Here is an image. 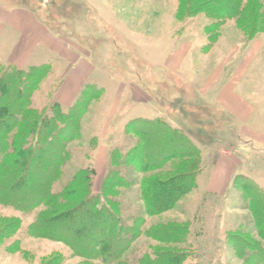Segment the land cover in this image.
I'll use <instances>...</instances> for the list:
<instances>
[{"label": "rangeland", "instance_id": "rangeland-1", "mask_svg": "<svg viewBox=\"0 0 264 264\" xmlns=\"http://www.w3.org/2000/svg\"><path fill=\"white\" fill-rule=\"evenodd\" d=\"M33 1L37 6L51 7L39 10H43L44 16L56 18V24L64 27L63 36L72 38L82 49L81 56L91 57L98 67L97 71L88 70L95 75L66 109L56 97L64 80L60 61L47 57L48 63L44 64V56L35 61L36 67L49 65V70L32 93L30 107L47 111L50 104L58 103L67 113L80 98L85 105L79 120V137L71 140L72 130L63 131L61 140L52 148V157H57L62 143L69 154L54 190L62 191L79 171L90 169L95 171L91 192L94 195L110 192L111 182L107 177L112 171L113 153L120 152L125 166L119 170L126 183L114 191L112 202L119 207L124 230L120 236L129 237L130 244L121 262L140 264L149 258L159 263L158 257L173 252L175 257H181V264H264L255 262L260 259L255 243L264 244V241L251 209H257L264 223V205L253 204L248 191L264 190V155L251 146L239 145L231 127L236 126L233 125L236 121L230 124L232 120L224 119L226 114H220L222 111L218 112L207 98L214 81L238 77L253 60L256 62L249 72L260 76L256 92L264 93V0H237L239 8L244 9L240 12L225 7L226 0H72L64 7L61 1L53 6L50 5L54 0ZM62 14L67 18L64 23L59 21ZM5 96L12 99L17 94L8 91ZM144 102L150 108L141 109L139 104ZM157 114L191 142L202 159V170L196 188L185 194L174 208L149 216L142 184L158 178L169 179L181 161L173 160L161 170L141 171L142 164L152 165L164 157L160 151L164 146L148 149L150 143L143 140L144 134L139 136L138 128L130 131L129 124L137 116ZM46 129L47 134L57 132L61 125L56 128L51 124ZM146 137L155 142L159 137L161 141L164 134L147 132ZM189 145L187 142L184 152L191 148ZM182 146L180 143L177 149H183ZM100 147L106 150L99 160L98 167L103 173L98 177L96 158ZM214 147L222 148L219 150L222 153L239 154L242 168L251 172L236 175L224 193L208 194L213 175L211 158L218 154ZM139 148L145 152L139 154ZM52 157L46 156L45 160ZM40 174L36 172L42 180ZM24 184H30L29 177H24ZM19 192V197H28L25 189ZM88 206L93 210L91 204ZM104 206L114 208L110 204ZM47 210L39 206L22 211L0 204V264H103L99 260H86L80 254L90 251L88 243L101 230L97 216L78 215L66 223L72 232L80 220L89 218L92 223L86 226L94 232L85 229L87 232L81 236L84 241L72 238L65 225L53 229L76 241L74 246L73 243L68 246L32 233L39 214ZM136 222L139 225L135 232ZM172 222L182 227L183 238L170 243L153 236L156 227ZM117 233L106 236L109 251L126 245Z\"/></svg>", "mask_w": 264, "mask_h": 264}, {"label": "trees", "instance_id": "trees-1", "mask_svg": "<svg viewBox=\"0 0 264 264\" xmlns=\"http://www.w3.org/2000/svg\"><path fill=\"white\" fill-rule=\"evenodd\" d=\"M226 2L223 5L229 7V10L236 12L244 10L239 8L237 0H226ZM48 70L49 65L31 67L27 70H21L15 66L0 67V204L13 206L22 211H31L39 206H45L48 210L39 214L38 219L32 226V233L38 237L61 241L68 246H71L72 243L74 246L76 241H84L81 238L82 234L87 230L90 233L94 232V229H89L86 226L88 223H92L87 217L83 218L82 221L79 219V225L72 232H70L71 230L66 223L72 222L74 218L77 219L78 215L85 217L93 213L101 221V230L98 234L96 233L94 240L88 243V246L91 247L90 251L80 252L82 257L89 261L99 260L103 264H113V262L129 264L127 261L121 262L122 256L128 251L130 245L128 244L129 237L120 236L124 233V230H122L123 224L120 223L119 219V207L112 202L114 191L124 187V183H126V179L121 177L119 170L125 166L122 154L116 151L113 153L112 171L107 177L111 182L110 192L104 191L102 195H94L91 192L95 171L90 169L79 171L62 191L56 192L53 188L55 182L61 176L62 169L69 161V154L65 144L62 143L57 157H52V148L61 140L63 131L69 130L70 132L72 130L71 140L79 137V120L85 111V105L83 99L80 98L77 105L67 113L62 110L58 103L50 104V109L47 111L34 110L30 107L31 95L45 78ZM8 91L14 92L17 96L12 99L7 98L5 95ZM51 124L55 125L56 128L61 125L60 131H52L47 134L48 130L46 128ZM129 127L130 131L140 129L139 136L144 134L143 140L150 143L148 149L153 146L159 148L158 145L164 146L160 150L161 153H164V157H161L162 159L159 161L156 160L152 165L142 164V172L148 173L149 171L161 170L171 161L181 160L180 165H178L173 175L170 174L169 179L167 178L164 181L158 178L142 184L143 201L146 204L147 214L149 216L159 215L174 208L185 194L196 188L197 177L202 170V159L191 142L178 134V129L162 118L134 119L130 122ZM159 131L164 134L163 139L161 137V144H158L161 142L158 140L160 137L156 138L155 142H153V139L146 137L147 132L159 133ZM183 140H187L190 144L191 148L188 152L183 151L184 146L187 144ZM180 143H182L183 149L181 147L177 149V145ZM167 145H170L168 149ZM154 148L153 150H157V148ZM143 152L145 150L142 151L139 148V154ZM46 156H51L53 159L45 160ZM38 171L41 173L42 180H39L36 175ZM24 177L25 179L29 177V185L24 184ZM33 183H36L35 188H31ZM21 188L29 192L27 198L19 197L18 194ZM249 190V200L253 204L264 205V190L258 189L257 192ZM89 204L92 205L93 210L89 209ZM105 204L107 206L110 204L114 208L110 210L104 206ZM259 206L256 207L259 208ZM251 209L255 212V224L264 241V223H262L257 209L255 207H251ZM136 223L135 232L138 230L139 225L138 222ZM60 226H64V229L70 232L69 235L72 238L74 236L75 239L79 240L71 241L65 234L53 231L55 227ZM115 231H118L116 235L121 237L126 245L121 248L117 247L114 251H109V242L106 240V236L110 232L115 233ZM153 236L162 242L176 243V239L183 238L184 232L182 227L172 222L156 227L153 230ZM260 243H255V246H257L255 252L260 253L257 254L260 259L255 260V262L264 263V244ZM110 248L112 249V246ZM172 253L169 252L162 257H158L159 263L151 262L149 258H146L147 260L141 261L140 264H160V262L163 264H181V257H175Z\"/></svg>", "mask_w": 264, "mask_h": 264}, {"label": "crops", "instance_id": "crops-1", "mask_svg": "<svg viewBox=\"0 0 264 264\" xmlns=\"http://www.w3.org/2000/svg\"><path fill=\"white\" fill-rule=\"evenodd\" d=\"M59 1L64 2L63 6L66 3L71 4L72 0H54L50 6ZM80 1L83 2V0ZM33 2V0H0V65L26 70L36 67L35 61L39 56H44L43 60L46 58L43 61L44 64L48 63L47 57L58 59L60 69L64 71V80L56 97L58 102L67 109L73 105L83 87L95 75L88 73V70L97 71L98 67L96 63L93 64L91 57L81 56L82 49L77 47L72 38L63 36L61 30L64 27L62 24H56V18L44 16L43 10H39V8L51 7L37 6ZM59 17V21L66 22L67 18L64 14ZM255 62L253 60L236 78L232 76L230 80L219 78L214 81L207 98L218 112L219 110L223 112L220 111V114H226L224 119L232 120L230 124L236 121V124L233 123L236 126H231L234 140H237L239 145L251 146L253 150L264 155V93L256 92L260 76H253L249 72ZM246 90L254 91V93L248 95ZM147 104L144 102L139 106L145 110L150 108ZM161 116L158 114L151 117L137 116L135 119H156ZM213 149L218 150V154L211 158L213 175L207 193H224L229 189L236 175L250 170L242 168L243 163L240 161L239 154L222 153L219 151L222 148L217 147ZM103 150L106 149L99 148L96 158L98 177L103 173L98 167ZM106 160L107 154L103 164ZM104 167L106 168V164ZM199 178L200 174L198 180ZM260 179L262 178H258Z\"/></svg>", "mask_w": 264, "mask_h": 264}]
</instances>
